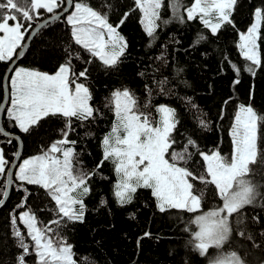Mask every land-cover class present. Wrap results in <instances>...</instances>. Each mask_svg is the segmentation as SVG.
I'll list each match as a JSON object with an SVG mask.
<instances>
[{
    "label": "trees",
    "instance_id": "1",
    "mask_svg": "<svg viewBox=\"0 0 264 264\" xmlns=\"http://www.w3.org/2000/svg\"><path fill=\"white\" fill-rule=\"evenodd\" d=\"M73 1L87 4L107 15L108 22L114 27L119 25L118 31L128 43L119 66L107 69L98 58L76 45L66 16L51 22L37 34L18 67L55 73L71 58L76 73L88 69V78L81 77L77 82L89 87L91 105L96 112L94 119L83 122L75 118L72 120L73 131L69 132L67 139L77 142L70 145L77 152L73 160L75 172L96 170L101 161L102 140L116 123L112 102V94L116 90L128 89L136 98L137 113L146 115L154 125L159 120L157 109L160 106L175 109L178 121L172 133L175 143L168 150L167 157L173 162L170 159L173 152L182 154L184 159L175 163L196 176L206 175V162L201 153L219 151L225 158H232V128L240 105H250L259 117H264V22L259 41L261 66L252 65L254 76L246 70L250 62L243 58L238 47L240 34L246 33L253 24L255 9H264V0H238L232 14L235 27L226 24L216 35H212L199 18L187 19L186 10L194 4V0H177L180 5L178 15L173 14V0H163L157 22L160 27L151 46L150 38L140 24L142 14L138 9L133 10L134 0ZM18 2L20 7H28L27 0ZM3 12L0 10V13ZM125 13L129 15L120 24ZM10 14L23 19L22 14L15 10H11ZM30 14L33 20L23 21L25 38L34 26L52 15L44 9L39 10V15ZM178 17H183V22ZM201 35L205 39L193 46L194 40ZM12 59L0 61V105L4 98V77ZM232 65L240 69L239 77ZM237 78L240 83L233 85ZM165 80L161 91L160 82ZM10 105L11 102L7 106L3 127L21 137L24 145L22 160L46 152L53 143L64 138L63 117L49 116L28 133H23L7 116ZM201 121L206 127L201 125ZM189 140L194 141L196 146L188 145ZM257 147L256 163L249 165L251 172L246 177L256 189V199L253 204L233 214L230 241L218 252L209 249L208 256H200L193 247V233L197 230L193 223L195 216L222 204L214 185L191 180L194 193H202L201 209L196 213L173 208L160 212L151 189L145 188L137 189L131 204L121 206L114 195L118 176L115 165L109 160L104 161L103 166L96 170L97 175L88 182L91 192L84 197L86 213L82 224H65L63 221L59 226L52 224V220L58 219L54 202L43 189L21 183L15 174L11 196L0 210V264H19L18 258L24 255L19 246L20 238L16 236L17 230L30 248L29 254L24 256V264H38L32 247L34 242L19 220L25 210L36 216L40 228L55 230L47 235L54 239L63 238L72 246L77 264H210L217 253L230 254L233 251L242 257L245 264H264V119L258 122ZM18 148L17 141L0 133V149H3L10 165ZM207 179L210 180V177ZM6 181L7 173L0 177V201L5 194ZM101 201L106 203L102 205ZM145 233L151 235L145 236Z\"/></svg>",
    "mask_w": 264,
    "mask_h": 264
},
{
    "label": "snow or ice",
    "instance_id": "2",
    "mask_svg": "<svg viewBox=\"0 0 264 264\" xmlns=\"http://www.w3.org/2000/svg\"><path fill=\"white\" fill-rule=\"evenodd\" d=\"M27 3L28 7L22 8L18 0L0 2V10H4L0 13V33L4 34L0 36V61L11 60L16 49L21 47L25 36V32L21 31L25 27L23 21L33 20L30 13L39 15V10L44 9L47 13L55 14L49 19L50 24L52 19L59 18L56 10L67 3L72 9L66 17V23L71 27L73 42L89 52L92 57L98 58L107 69H116L122 62L121 57L127 51L128 43L119 33V25L114 27L110 24L107 15L82 2L73 4L72 0H27ZM237 3L238 0H194V4L186 10L187 19L193 20L198 16L204 27L208 28L212 35H216L226 24L235 27L232 14ZM162 6L163 0H134L133 10L138 9L142 14L140 24L150 38L149 46L160 27L157 22L160 20L159 10ZM179 8L177 0H173L174 15H178ZM11 10L21 13L23 19L11 15ZM128 15L129 13L124 14L120 24H123ZM178 18L183 22V17ZM9 21L14 24L10 26ZM262 22L264 9L256 8L254 23L239 37L238 47L241 54L250 62L246 70L253 76L255 69L252 65L257 68L261 66L259 41ZM203 39V35L199 36L194 40L193 46ZM232 68L239 77L240 69L236 65H232ZM140 75L143 76V73ZM81 77L85 80L88 78V69L84 68L76 73L69 58L65 64L59 66L55 74L19 68L11 78V107L7 116L15 121L23 133H28L49 116L58 115L65 119L64 138L53 143L45 154L23 160L18 166L16 176L21 183L43 189L54 202L58 219L52 220L51 223L57 226L61 221L65 224L84 223V197L91 192L88 182L97 175L96 170L103 166L104 161L110 160L115 165L114 170L118 176L114 195L121 206L131 204L137 189L145 188L151 189L160 212L173 208L196 213L201 209L202 193H194V183L190 182L189 178L192 181L199 180L200 183L214 185L222 204L195 216L193 223L197 230L193 233V247L200 256H208L209 249H223L232 234L230 218L245 206L253 204L256 199V189L246 177L251 172L249 165L257 160V126L264 117H259L250 105H240L232 128L234 154L231 162H225L219 152L212 155L201 153L206 162V175L196 176L175 163L184 159L182 154L173 152L171 163L169 159H165L168 150L175 143L172 137L178 123L175 110L160 106L157 109L160 113L159 126H153L146 115L135 111L136 98L128 89L116 90L112 94L116 123L102 140L101 161L96 165V170L74 172L73 160L77 152L74 147H65L77 143L67 139L69 132L73 131L72 120L75 118L83 122L94 119L96 112L90 103L92 94L89 87L77 82ZM165 83L166 80L160 82L161 91ZM239 83L238 78L233 81V85ZM201 125L206 127L204 121H201ZM188 145L196 146L192 140L188 141ZM57 153L60 156L55 155ZM7 164L4 151L0 149V175L5 174ZM105 203L106 201H101L102 205ZM19 220L25 225L27 235L34 242L32 247L38 264H77L73 259L72 246L66 240L59 238L58 234L57 239L47 235L49 231H55L54 229L38 227L36 216L30 211L22 213ZM15 222L14 217L13 223ZM149 235L151 234L145 233V236ZM239 235L243 236L244 233ZM16 236L20 238L19 246L24 253L18 258L19 264H24V256L29 254L30 248L24 243L19 230L16 231ZM210 264L245 262L233 251L229 255L212 258Z\"/></svg>",
    "mask_w": 264,
    "mask_h": 264
},
{
    "label": "water",
    "instance_id": "3",
    "mask_svg": "<svg viewBox=\"0 0 264 264\" xmlns=\"http://www.w3.org/2000/svg\"><path fill=\"white\" fill-rule=\"evenodd\" d=\"M72 3L74 4L73 0H72ZM71 10H72L71 6L68 5L67 3H65L64 8H62L61 10L56 12L59 14V18L52 19V22L55 20L66 17L70 13ZM54 15L55 14H52V15L44 18L42 21H40L36 26H34L32 28V30L30 31L28 36L23 41L20 49L17 51L15 57L12 59L11 63L9 64V67H8L7 72L5 74V77H4V98H3V101L0 105V133L3 137H5L7 139L17 141L19 148H18V153H17L14 161L11 163V165L7 171L6 190H5V194L2 198V200L0 201V210L5 207V205L7 204L8 200L11 196V193H12L13 187H14V177H15V174L17 172L18 166L22 161L23 150H24V145H23V141H22L21 137L15 133H11V132L5 130V128L3 127L4 116L6 114L7 106L10 102V99H11V90H10L11 76L14 73V71L17 69V67L19 66L21 60L24 58L26 52L28 51L31 43L33 42V40L35 39L37 34L45 26H47L49 24L48 23L49 19L51 17H53Z\"/></svg>",
    "mask_w": 264,
    "mask_h": 264
},
{
    "label": "rangeland",
    "instance_id": "4",
    "mask_svg": "<svg viewBox=\"0 0 264 264\" xmlns=\"http://www.w3.org/2000/svg\"><path fill=\"white\" fill-rule=\"evenodd\" d=\"M57 10H59V8L57 9ZM56 10V11H57ZM187 15V14H186ZM197 18H199L198 16H197ZM253 23H254V21H253ZM9 24H10V26L11 25H13L14 24V22L11 24L10 22H9ZM21 31L22 32H24L25 31V28H22L21 29ZM4 34L3 33H0V36H3ZM24 38H25V36H24ZM106 39H107V37H106ZM23 43V41L21 42V44ZM18 49V48H17ZM16 49V50H17ZM16 53V52H15ZM15 53H14V55H15ZM13 55V56H14ZM19 68H23V67H17V69L16 70H18ZM24 69H26V70H35V71H39V72H41V73H47V72H44V71H41V70H37V69H31V68H24ZM15 72V71H14ZM56 73V72H55ZM55 73H47V74H55ZM13 76H14V74H13ZM74 87V86H73ZM11 92H12V88H11ZM10 102H11V100H10ZM91 103V102H90ZM162 106H166V105H162ZM10 107H11V105H10ZM10 107H9V109H10ZM167 107H170V108H172V109H174L173 107H171V106H167ZM175 110V109H174ZM136 111V110H135ZM137 112V111H136ZM139 114V113H138ZM149 119V118H148ZM175 119H176V111H175ZM159 120H160V113H159ZM159 120H158V122H157V124L156 125H154L153 123H152V125L153 126H159ZM149 121H151L150 119H149ZM121 134H123V133H121ZM257 135H258V126H257ZM65 147H72V146H70V145H65ZM50 149V148H49ZM49 149L46 151V152H48L49 151ZM46 152H43L42 154H38V155H36V156H39V155H43V154H45ZM215 152H219V151H215ZM215 152H213V153H215ZM212 153V154H213ZM212 154H208V155H212ZM219 154H220V152H219ZM55 155H57V156H60V154L59 153H57V154H55ZM36 156H33V157H36ZM220 156L225 160V162H231V159H227V158H225L224 156H222L221 154H220ZM33 157H30V158H33ZM233 157V156H232ZM30 158H27V159H30ZM62 158V157H61ZM165 159H168V157H167V154H166V156H165ZM22 162H23V160L21 161V163L20 164H22ZM169 162L171 163V161L169 160ZM19 164V165H20ZM10 167V164L8 163L7 164V166H6V170H5V174L7 173V171H8V168ZM143 166H141V168H142ZM74 168V167H73ZM74 171V170H73ZM75 172V171H74ZM5 174H3V175H0V177H2V176H4ZM17 174H18V169H17V172H16V176H17ZM211 179V178H210ZM189 180H190V182H192L191 181V179L189 178ZM19 181V180H18ZM117 182H118V180H117ZM158 203V202H157ZM24 212H26V210L25 211H22L21 212V214L22 213H24ZM20 214V215H21ZM230 221H231V218H230ZM37 226L38 227H40L39 225H38V223H37ZM231 226H232V224H231ZM26 230H27V228H26ZM28 236V235H27ZM30 238V237H29ZM230 238H231V236H230ZM230 238H229V241H230ZM30 240H31V238H30ZM32 241V240H31ZM228 241V242H229ZM34 244V243H33ZM227 244V243H226ZM225 244V245H226ZM219 250H217V252H218ZM226 255H229V254H219V253H217V256H226ZM241 257V256H240ZM242 258V257H241ZM73 259H74V257H73Z\"/></svg>",
    "mask_w": 264,
    "mask_h": 264
}]
</instances>
